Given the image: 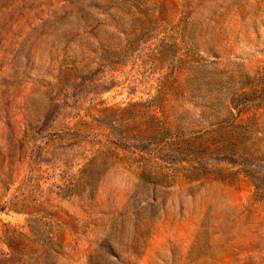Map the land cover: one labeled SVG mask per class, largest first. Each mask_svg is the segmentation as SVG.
Returning <instances> with one entry per match:
<instances>
[{"label": "rangeland", "instance_id": "1", "mask_svg": "<svg viewBox=\"0 0 264 264\" xmlns=\"http://www.w3.org/2000/svg\"><path fill=\"white\" fill-rule=\"evenodd\" d=\"M0 264H264V0H0Z\"/></svg>", "mask_w": 264, "mask_h": 264}]
</instances>
